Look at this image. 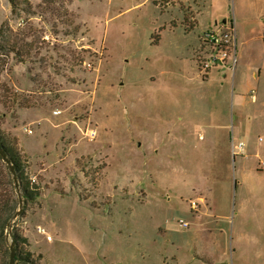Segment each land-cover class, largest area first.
I'll use <instances>...</instances> for the list:
<instances>
[{
    "label": "rangeland",
    "instance_id": "rangeland-1",
    "mask_svg": "<svg viewBox=\"0 0 264 264\" xmlns=\"http://www.w3.org/2000/svg\"><path fill=\"white\" fill-rule=\"evenodd\" d=\"M17 2L0 130L41 187L15 219L34 264H264V129L237 125L255 82L199 67L232 0Z\"/></svg>",
    "mask_w": 264,
    "mask_h": 264
},
{
    "label": "trees",
    "instance_id": "trees-1",
    "mask_svg": "<svg viewBox=\"0 0 264 264\" xmlns=\"http://www.w3.org/2000/svg\"><path fill=\"white\" fill-rule=\"evenodd\" d=\"M10 1L15 10V8L18 7L17 0ZM191 26H193V24H191ZM191 26L189 25V27ZM152 38L153 42H157L156 39H159V42L161 37L159 35L158 38L155 36ZM17 46L18 42L13 30L8 26L7 22L3 23L0 27V85L1 74L8 63L7 55L11 52L17 54L19 51ZM5 90L9 91L8 88H5ZM3 103L5 104V102ZM0 146L6 151L17 172L23 196V209L21 212V215H23L27 204L36 201L40 196L41 187L33 182L27 175L24 157L18 147L17 139L9 134H2L0 130ZM19 203L20 199L13 175L10 171L9 165L0 155V264H9L11 256L10 244L12 240L15 243L16 250L15 264L22 262L26 264H34L36 261L33 252L23 247V243L26 241L20 232H18L15 226L16 221L13 222L11 231L8 230L15 212L19 208Z\"/></svg>",
    "mask_w": 264,
    "mask_h": 264
},
{
    "label": "crops",
    "instance_id": "crops-1",
    "mask_svg": "<svg viewBox=\"0 0 264 264\" xmlns=\"http://www.w3.org/2000/svg\"><path fill=\"white\" fill-rule=\"evenodd\" d=\"M232 2L234 3L235 12L233 19H230L228 22V20L224 18L222 24H219L216 29L232 27L236 40L235 53L238 58V62L233 70L235 73H241V75L248 73L255 82L251 90L254 89L256 92L254 98L252 95L248 94V91L246 92L248 96H250L254 106L247 114L237 113V118L239 119L237 125L240 131L245 130L243 121L244 118H247V120L254 122L255 126L259 124L260 127L264 129V35L261 36L263 37V42L260 43L257 49H250V45L247 43L249 39L247 36H253V34L259 33L260 30L264 31V0H232ZM238 10L241 12V16H239ZM256 16H258L257 23L254 21ZM240 36L243 40L239 46L238 41ZM195 49L196 46L193 50ZM252 52L256 54L257 60L249 59ZM242 105L246 106L247 104ZM240 149L242 150L243 148L241 147ZM253 154L260 160L259 164L261 163L264 165V145L257 147V149L253 151ZM248 156L249 155L245 157Z\"/></svg>",
    "mask_w": 264,
    "mask_h": 264
},
{
    "label": "built area",
    "instance_id": "built-area-1",
    "mask_svg": "<svg viewBox=\"0 0 264 264\" xmlns=\"http://www.w3.org/2000/svg\"><path fill=\"white\" fill-rule=\"evenodd\" d=\"M202 42L205 48L201 51L200 71L207 74L209 70L219 64H230L231 68H235L238 58L236 51V40L232 27L207 29L202 34ZM255 92L254 90H252ZM253 98L255 93L252 94ZM243 142H240L236 147L241 148ZM184 226H188L184 222Z\"/></svg>",
    "mask_w": 264,
    "mask_h": 264
},
{
    "label": "water",
    "instance_id": "water-1",
    "mask_svg": "<svg viewBox=\"0 0 264 264\" xmlns=\"http://www.w3.org/2000/svg\"><path fill=\"white\" fill-rule=\"evenodd\" d=\"M0 155L2 156L3 160L9 165L10 171L13 175L14 181H15V185L16 188L18 190V195H19V199H20V203H19V208L18 210L15 212L10 226L8 228L9 231H11L12 228V224L15 221L16 218H18L22 212L23 209V196L21 193V189H20V184H19V180H18V176H17V172L15 170V167L11 161V159L9 158V156L7 155L6 151L4 150V148L2 146H0ZM10 248H11V256H10V262L9 264H15V258H16V250H15V243L12 240L11 244H10Z\"/></svg>",
    "mask_w": 264,
    "mask_h": 264
}]
</instances>
